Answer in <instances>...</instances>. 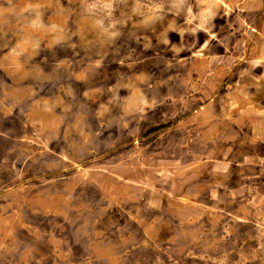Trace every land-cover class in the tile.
I'll return each mask as SVG.
<instances>
[{"label": "rangeland", "instance_id": "rangeland-1", "mask_svg": "<svg viewBox=\"0 0 264 264\" xmlns=\"http://www.w3.org/2000/svg\"><path fill=\"white\" fill-rule=\"evenodd\" d=\"M260 119L264 0H0V264H264Z\"/></svg>", "mask_w": 264, "mask_h": 264}, {"label": "crops", "instance_id": "crops-1", "mask_svg": "<svg viewBox=\"0 0 264 264\" xmlns=\"http://www.w3.org/2000/svg\"><path fill=\"white\" fill-rule=\"evenodd\" d=\"M262 120L264 119H260L259 121L257 122H261ZM257 124V123H256ZM257 137L259 138V140L263 141L264 142V133L262 132V130L259 129V133L257 134Z\"/></svg>", "mask_w": 264, "mask_h": 264}]
</instances>
